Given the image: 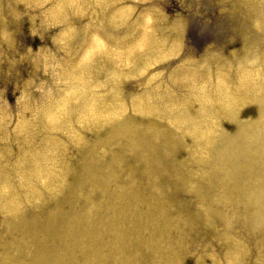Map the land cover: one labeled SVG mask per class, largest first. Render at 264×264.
I'll list each match as a JSON object with an SVG mask.
<instances>
[{
  "label": "bare ground",
  "instance_id": "obj_1",
  "mask_svg": "<svg viewBox=\"0 0 264 264\" xmlns=\"http://www.w3.org/2000/svg\"><path fill=\"white\" fill-rule=\"evenodd\" d=\"M217 4L215 19L186 1L158 34L150 12L124 33L103 27L104 6L100 25L62 20L78 37L66 69L82 82L45 107L20 165L0 163V264H264V0ZM22 10L0 0L11 49L7 18ZM146 46L129 68H82L95 51L131 58Z\"/></svg>",
  "mask_w": 264,
  "mask_h": 264
},
{
  "label": "rangeland",
  "instance_id": "obj_2",
  "mask_svg": "<svg viewBox=\"0 0 264 264\" xmlns=\"http://www.w3.org/2000/svg\"><path fill=\"white\" fill-rule=\"evenodd\" d=\"M51 1L19 0L23 9L21 22L18 23L13 18H7L6 22L12 32H15L13 29L18 28V31L16 30L19 34L17 46L12 49L0 22V163L3 166L6 163L21 164V157L26 153L25 139L33 138L32 143L36 142L39 125L42 127L47 125L43 115L45 107L53 100L58 101L70 82H82L79 77L68 75L66 69L65 64H71L72 61L69 59L75 54L70 47L69 37L72 36V41H76L78 37L60 29L63 19L75 18L84 27L100 25L103 21L99 17V12L104 6L109 9L112 21L102 24L103 27L124 33L128 29L142 28L143 24L133 21V18L150 12L151 32L158 34L156 26L164 28L167 16L181 11L188 0H127V2L126 0H65L64 6L56 7L54 11L52 5L50 9L47 7ZM191 1L192 6L197 8L201 16L209 13L210 17L216 19L222 15L220 9L216 7L218 0H209L206 5L199 0ZM138 3L152 4L150 6L152 12L151 8L146 6L139 10ZM119 4L121 6H118ZM115 12H118L119 16H114ZM62 14L65 15L64 18ZM186 37L197 45L202 44V47L206 43L197 27L187 29ZM167 45L165 40L160 45L156 44L155 49L163 50ZM193 47L196 48V46ZM148 50L147 46L139 47L131 58L126 55L118 57L114 53L113 58L107 50L95 51L90 54L82 68L85 66L90 68L89 65H92L95 59L111 60L115 66L129 68L133 65L136 56ZM173 54L175 53H171V56ZM151 64L153 62H150L148 66L150 67ZM103 70L102 67V72L96 74L97 79L101 80L100 87L109 88V80L104 77ZM96 75L88 71V80L92 81ZM67 94L69 93L65 95ZM26 122L30 127L25 125Z\"/></svg>",
  "mask_w": 264,
  "mask_h": 264
}]
</instances>
